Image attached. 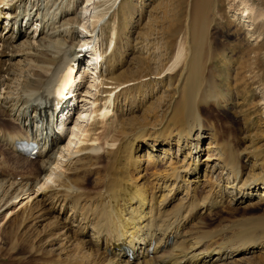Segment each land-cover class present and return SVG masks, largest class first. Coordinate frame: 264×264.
Listing matches in <instances>:
<instances>
[{"label":"bare ground","instance_id":"1","mask_svg":"<svg viewBox=\"0 0 264 264\" xmlns=\"http://www.w3.org/2000/svg\"><path fill=\"white\" fill-rule=\"evenodd\" d=\"M78 1L8 0L0 8V17L3 7L11 24L7 30L0 26V222L16 199L41 189L35 205H26L13 215L20 216L28 232L41 225V237H45H39V241L48 245L51 252L66 255L67 259L48 264L264 261V217L251 221H258L252 224L244 223L235 230L236 234L220 240L217 236L221 229L211 224L215 208L237 209L246 201L264 204V156L260 158L250 150L251 144L239 148L230 142L225 131L205 113L211 107L225 110L229 104L238 107L239 103L213 81L207 63L210 57L205 59L203 45H189L183 55L178 46L169 59L170 71L182 61L176 96L159 124L164 133L149 135L143 124L149 112L133 114L143 103L136 99L132 86L120 87L137 79L133 77L136 72L141 75L144 69H150L141 54L129 51H134L139 43L129 36L133 15L129 12L124 26L112 24L106 47L101 51L97 48V35L107 22L105 14L96 11L97 22L89 36L95 43L96 62L104 58L106 67L100 73L96 64L91 75L97 82L95 88L105 94L94 106L95 99L91 111L85 114L92 122L79 137L74 128L70 129L71 104L60 114V133L48 136L53 128L50 103L55 86L58 93L62 90L63 97H67L78 89L77 81L84 77V59L76 50L77 25L81 20ZM191 1L196 16L193 29L203 30L208 1ZM107 49L110 52L106 55ZM75 67L82 69L76 80ZM127 93L131 95L122 105L118 98ZM127 105L133 113L118 115L117 130L113 127L110 131L113 125H105L107 116L111 110L120 112ZM236 113L245 128L247 118ZM63 129L72 133L66 145H62ZM73 136L78 138L74 140L76 147L68 150L67 162L62 170L53 171L51 179L57 154L64 146L71 149ZM205 138L206 146L202 148ZM24 140L40 145L35 158L16 150V143ZM159 147L162 152L156 151ZM202 151L208 154L203 174L199 172ZM168 154L175 156L167 163ZM209 161L213 165H208ZM207 171H217L215 179L204 173ZM47 177L51 179L49 183ZM151 244L153 253L148 254ZM125 248L132 254L127 255Z\"/></svg>","mask_w":264,"mask_h":264},{"label":"rangeland","instance_id":"2","mask_svg":"<svg viewBox=\"0 0 264 264\" xmlns=\"http://www.w3.org/2000/svg\"><path fill=\"white\" fill-rule=\"evenodd\" d=\"M104 1L105 2L99 3L97 0H89V2L88 0L78 1V6L81 10V20L77 25L78 36L76 39L78 43L76 45V50L84 59L85 72L82 74V76H84L82 80L77 81L78 89L75 90L73 94L71 93L73 96L68 99V101H71L69 104H71L73 109L70 115L67 114L69 115L70 121L72 120L70 129L73 131L74 128L78 137L79 134L81 135L82 130L92 122V120L89 121V118L86 117L85 114L92 108L94 100L96 99L94 106L95 104L98 105L105 94L101 92V89L99 90V87L98 90L95 88L94 85H96L97 82L91 75L96 64L98 67L100 66L98 68L100 73L105 72L106 67L104 58H100L101 61L99 60V62H96L94 56L95 43H92L93 40L89 36L91 34L90 30L97 22L95 21L94 14L97 13L96 11H98V13H104V20L107 22L104 28L99 29L97 35V48L103 51L107 44L106 38L111 32V26H124L125 22L128 20L129 12H131L133 15H131L133 24L130 28L129 36L133 42L136 40L139 43L137 47L134 48V51H129L133 54H141L149 63L150 69H144L143 72H140L142 73L141 75H138L136 72L133 77L137 79L128 81L120 86H132V89H135L136 99L140 100L143 106L139 107V110L137 109L134 113L128 105L123 106L120 112L119 110L115 111V109V112L111 110L105 122V125L108 124L107 126L112 122L113 126L111 125L112 127L110 128L112 129H110V131L115 128V130H117L118 123L116 120L117 117H119L118 115L127 116L132 113L140 115L146 110L149 113L147 119L143 123L145 132L149 135L163 134L164 129L159 127V124L164 120L169 104L176 96L175 90L181 72L179 66L182 64V61L179 62L180 64L176 65L175 68L170 71L167 69L171 61L169 59H171V56L178 46L182 47L181 54L183 55L186 50L188 51L189 45H203L202 49L204 48L203 51H205L204 53L201 52L200 55L202 58L205 54V59L210 57L207 58V63L210 67V74L213 76V81L216 85H219V88L221 87L228 94H233L234 101L239 103L238 107L229 104L225 110H218L211 107L209 110L205 111V113L215 120L217 125L225 131L227 139L230 142L234 143L239 148H244L247 144H251L252 146L250 145L248 148L256 151L258 157L263 158L264 0H204V3L206 1H208V3L204 6L207 22L203 30L197 28L193 29V22L196 21L193 1H191L192 3L189 2V0ZM7 2L8 0H3L2 3H0V8L1 6L5 7V3ZM3 7L2 10L4 12L5 9H3ZM245 9H247V11H245ZM3 12L2 16H7V14ZM2 25L6 30L9 29L8 27H11L8 20ZM26 25L29 24L26 23ZM31 26L33 28L35 27L33 21ZM5 29H2V31L5 32ZM200 31L203 33H198ZM90 45L92 46L91 50L85 51L84 47ZM131 46L133 47V45H130V47ZM119 50H117L116 53L119 52ZM109 52L110 49H107L106 55ZM118 54L119 53L116 54L117 57H119ZM130 56L131 54L129 57ZM124 67L125 66H123V68ZM81 70V68L77 70V67H75V80ZM118 89L115 90L117 91ZM1 91L2 89L0 87V92ZM67 91L69 92V90ZM129 95L131 94L127 93L119 97L118 101L122 103V105H125L127 99L130 97ZM124 97H126V99H124ZM150 108H152V110L149 111ZM82 111L84 116L80 115ZM236 112H241V114L247 118L246 121H248V125L245 128H242L243 123L238 116L239 113L237 114ZM71 130L63 129L61 133L62 145L67 144L72 134ZM101 130L102 129H100V131ZM74 140H78L77 136H73L74 143H71V149H67V147L64 146L61 148L60 154H57L58 161L53 165L51 179L54 175L53 171L62 170L64 163L68 160V152L72 150V147H76ZM206 141L207 138L204 139L205 143L202 142V145H200L202 148L206 146ZM161 149L162 148L159 147L156 151L162 152ZM172 150L176 152L177 148L174 147ZM145 153L146 151H144V154ZM206 153V151H202V156L200 157L202 164L200 165L199 172L201 173L204 171L203 168H205L204 159L208 155ZM174 156L175 155L171 154L166 155L165 158H167V163L170 160L169 158L173 159L172 157ZM176 156L179 155L177 154ZM244 163L245 162H243V164ZM208 165H213V162L209 161ZM204 173H208L207 175H209V173L210 175L212 174V179H215L217 171L214 173L210 171ZM47 178L46 183H49L51 179L50 177ZM40 190L16 199L14 207L9 209L2 218L3 220L0 222V264H48L59 262V259H67L64 257L66 255L62 254L61 257V255L55 253L56 251H54V253L51 252L49 249L50 247H47L48 245L39 241V237L40 240L45 237L44 235L41 237L43 233L41 225L37 226L34 231L28 232V228L27 226H23L19 218L20 216L17 217L13 215L14 213H19L26 205H35L37 199L41 197ZM246 202L243 203L246 206L243 205V207L237 209H230L229 207L221 209L218 207L212 211L211 224L214 223L213 225H215L216 228L218 227V229H221L220 234L217 236L219 240L223 239V237L226 238L236 234L238 231L236 232L235 230H239L244 223L252 224L258 221H251L264 217V204H246ZM46 222L47 220L44 221V223ZM54 246L56 247L57 245ZM36 250H38V254L35 253ZM263 263L264 261L260 263L256 262L255 264Z\"/></svg>","mask_w":264,"mask_h":264}]
</instances>
